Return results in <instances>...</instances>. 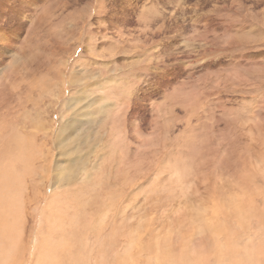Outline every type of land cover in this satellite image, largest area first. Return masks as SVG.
<instances>
[{
	"label": "rangeland",
	"instance_id": "1",
	"mask_svg": "<svg viewBox=\"0 0 264 264\" xmlns=\"http://www.w3.org/2000/svg\"><path fill=\"white\" fill-rule=\"evenodd\" d=\"M0 264H264V0H0Z\"/></svg>",
	"mask_w": 264,
	"mask_h": 264
},
{
	"label": "bare ground",
	"instance_id": "2",
	"mask_svg": "<svg viewBox=\"0 0 264 264\" xmlns=\"http://www.w3.org/2000/svg\"><path fill=\"white\" fill-rule=\"evenodd\" d=\"M3 144V146H5L4 148H6V149H9L10 147H9V145H6V144H4V143H2ZM18 146V145H17ZM18 150H19V148H18ZM17 153V152H16ZM18 154V153H17ZM19 154H20V157H17L14 161L12 160L11 161V159H12V155H14V154H10L9 153V155H11V156H9L8 158H6L7 160H5V162H7V168H6V170H5V173L4 174H6L5 176V178L6 179H8L9 177H10V175H12V173H14V169H15V167H14V162H16V161H18V159H20V158H22V156H26V151H24V153L22 154V148L19 150ZM10 159V160H9ZM21 160V159H20ZM11 161V162H10ZM7 173H9V176L7 175ZM16 177H18V173L16 174V176H15V178ZM6 179H4L3 180V182H5V183H9L12 179L11 178H9V181H6ZM15 183V182H14ZM5 186H7L9 189H10V183H9V185H7V184H4ZM13 186V185H12ZM15 186H16V184H15ZM13 188V187H12ZM9 194V193H8Z\"/></svg>",
	"mask_w": 264,
	"mask_h": 264
}]
</instances>
